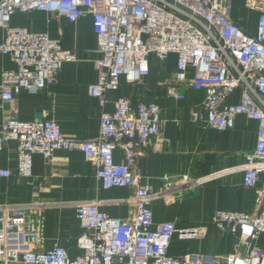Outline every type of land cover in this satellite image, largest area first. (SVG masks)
<instances>
[{
  "label": "built area",
  "instance_id": "1",
  "mask_svg": "<svg viewBox=\"0 0 264 264\" xmlns=\"http://www.w3.org/2000/svg\"><path fill=\"white\" fill-rule=\"evenodd\" d=\"M244 4L258 12L254 34L231 19L229 0H0V54L14 65L1 73L0 100L40 91L56 81L63 63L76 60L74 51L48 33L10 24L15 13L53 12L68 22L92 18L100 56L94 61L98 78L88 93L101 108L98 133L89 140L66 137L52 119L22 121L10 116L0 129V151L9 142L16 144V174L22 177L31 175L34 154L48 162L57 151H80L95 170L97 186L132 189L135 207L123 220L99 209L96 201L75 203L82 233L76 242L79 253L71 256L56 242L43 247L40 211L45 204L0 205V264H264V249L255 244L264 233V0ZM171 53L176 55L177 82L204 92L202 112L192 111L194 120L218 131L232 129L239 115L258 125L254 148L245 153L240 167L243 186L254 191V212L217 211L210 217L217 228L236 237L232 253L187 250L170 255L175 236L202 238L207 227L178 229L173 221L154 223L156 194L141 182L136 160L159 134L160 106L154 101L133 105L119 97L112 101L113 110H106L109 93L122 78L140 81L149 74V56L164 61ZM237 89L240 98L234 102ZM11 174L0 168V179Z\"/></svg>",
  "mask_w": 264,
  "mask_h": 264
},
{
  "label": "crops",
  "instance_id": "2",
  "mask_svg": "<svg viewBox=\"0 0 264 264\" xmlns=\"http://www.w3.org/2000/svg\"><path fill=\"white\" fill-rule=\"evenodd\" d=\"M244 2L229 0L230 17L245 32L254 34L258 12ZM10 24L48 33L60 40L63 48L74 51L76 60L63 63L56 81L40 91H22L11 100H0V129L10 116L22 121L52 119L68 138H94L101 108L88 93V86L98 78L94 61L100 56L92 18L68 22L53 12L32 11L15 13ZM2 35L0 30V40ZM11 68L14 65L10 59L0 54V79L2 71ZM148 68L149 74L138 82L122 78L118 88L109 93L106 110L112 111V101L119 97L129 98L133 105L154 101L160 106L159 134L141 149L136 160L141 182L156 194L152 201L154 223L173 221L178 229L207 227L202 238L180 240L175 236L169 248L172 256H181L187 250L232 253L236 237L217 228L210 217L217 211L254 212V191L243 186L240 167L245 153L254 148L257 122L239 115L232 129L207 127L192 117V111L202 112L204 92L177 82L176 55L171 53L164 61L149 56ZM239 98L237 89L232 100L237 102ZM116 159L122 160L121 151L116 152ZM16 165V144L9 142L0 151V168L12 172L10 177L0 179V205L45 204L40 211L45 248L56 242L71 256L79 253L76 242L82 230L75 217V203L96 201L99 209L123 220L134 214L133 190L99 188L93 166L80 151H57L48 162L34 154L29 177L18 176ZM187 181L191 184L186 187ZM192 181L196 183L192 185ZM260 186H264V174ZM255 244L264 249V233ZM244 250V246L239 249Z\"/></svg>",
  "mask_w": 264,
  "mask_h": 264
}]
</instances>
